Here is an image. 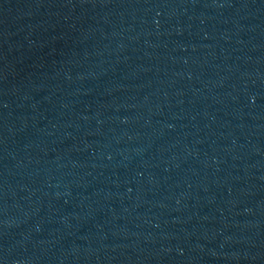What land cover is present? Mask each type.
<instances>
[{
  "label": "water",
  "instance_id": "obj_1",
  "mask_svg": "<svg viewBox=\"0 0 264 264\" xmlns=\"http://www.w3.org/2000/svg\"><path fill=\"white\" fill-rule=\"evenodd\" d=\"M0 264H264V0H0Z\"/></svg>",
  "mask_w": 264,
  "mask_h": 264
}]
</instances>
